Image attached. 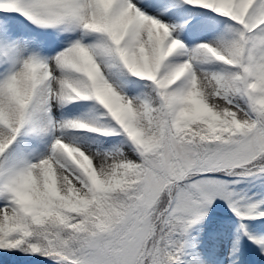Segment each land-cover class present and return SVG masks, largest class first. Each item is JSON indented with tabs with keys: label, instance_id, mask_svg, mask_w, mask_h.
<instances>
[{
	"label": "snow or ice",
	"instance_id": "obj_1",
	"mask_svg": "<svg viewBox=\"0 0 264 264\" xmlns=\"http://www.w3.org/2000/svg\"><path fill=\"white\" fill-rule=\"evenodd\" d=\"M250 251L264 0H0V264Z\"/></svg>",
	"mask_w": 264,
	"mask_h": 264
},
{
	"label": "rangeland",
	"instance_id": "obj_2",
	"mask_svg": "<svg viewBox=\"0 0 264 264\" xmlns=\"http://www.w3.org/2000/svg\"><path fill=\"white\" fill-rule=\"evenodd\" d=\"M221 214L224 215H231L230 213H227V210H223ZM260 260V261H259ZM264 264V257H258L254 252H249V264Z\"/></svg>",
	"mask_w": 264,
	"mask_h": 264
}]
</instances>
